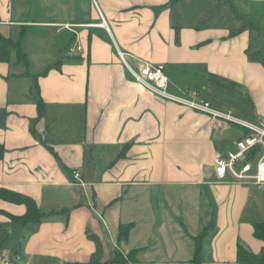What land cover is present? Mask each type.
<instances>
[{
  "label": "crops",
  "instance_id": "0c3cea01",
  "mask_svg": "<svg viewBox=\"0 0 264 264\" xmlns=\"http://www.w3.org/2000/svg\"><path fill=\"white\" fill-rule=\"evenodd\" d=\"M91 1L81 11L70 6L65 17L22 20L27 0H0L2 34L14 39L18 27L17 39L22 26L47 29L56 54L36 73L23 47L27 68L15 53L0 62V188L56 212L18 225L11 216L25 206L0 198V264L5 254L19 256L16 264H86L94 253L104 264L133 250L123 264H194L192 236L201 233L200 264H240L238 241L254 253L264 247L252 226L264 222V192L218 178L213 159L235 151L245 131L230 138L229 123L210 125L206 114L152 95L118 51L134 69L141 60L164 64L168 90L185 84L218 110L231 111L244 96L252 111L234 115L261 124L264 66L248 60L247 48L250 41L252 52L264 46L240 28L246 20L261 25L264 0H93L96 8ZM262 30L256 35L264 37ZM76 43L82 51L72 57L67 50ZM130 223L119 242V224Z\"/></svg>",
  "mask_w": 264,
  "mask_h": 264
},
{
  "label": "built area",
  "instance_id": "2783aa9c",
  "mask_svg": "<svg viewBox=\"0 0 264 264\" xmlns=\"http://www.w3.org/2000/svg\"><path fill=\"white\" fill-rule=\"evenodd\" d=\"M98 25L106 28L104 21ZM73 26L70 23L61 25L66 29H71ZM81 51L82 47L78 43L73 44L67 50L70 56ZM118 56L126 65L134 81L152 95L206 114L210 125L223 121L243 128L244 136L236 141L235 151L230 152L226 157H214V173L220 179L229 178L240 183L254 185L256 189L264 191V122L256 124L236 117L231 111L218 110L209 102L198 99V93L193 89L185 90V92L184 89L177 87V93L170 92L164 64L141 60L140 66L134 69L125 61L124 53L118 51ZM255 146H260V152L250 159L251 151ZM72 177L75 180L79 179L80 173L77 169L72 171ZM18 260L19 256L5 254L1 258V264H16Z\"/></svg>",
  "mask_w": 264,
  "mask_h": 264
},
{
  "label": "trees",
  "instance_id": "16d2710c",
  "mask_svg": "<svg viewBox=\"0 0 264 264\" xmlns=\"http://www.w3.org/2000/svg\"><path fill=\"white\" fill-rule=\"evenodd\" d=\"M250 24V25H249ZM26 27L22 26L21 30L19 31L18 38L16 40L12 39L10 36H6L0 32V62L8 63L10 61V57L12 53H15L16 56V63L28 67V59L26 54L23 52L22 47L20 45L21 38L23 34H25ZM240 29H247L250 36L254 34H259L258 30L253 21L246 20L242 22ZM239 29L233 30L232 35L237 33ZM75 39V34L73 36V41ZM105 39L109 40L108 37ZM253 44H248L247 48V57L250 61L259 62L262 66H264V47L258 48L256 51H251V46ZM75 56V55H74ZM72 56V57H74ZM52 67V66H51ZM50 68H46L41 75H45L47 70ZM26 74V73H25ZM37 76H34V89L37 91L38 86L36 82ZM37 107V116L35 119H39L43 115V108L44 103L41 99H37L35 101ZM5 149L0 145V159L3 157ZM260 152V146H255L251 151L250 159L256 156ZM0 198L11 203L15 204H22L25 206V213L21 216H11V221L17 223L18 225H25L27 223H38L43 218L53 215L56 212H42L36 205L35 201L22 194L0 188ZM133 224H119L118 226V233H117V240L125 241L128 236L129 232L132 228ZM253 226V235L264 242V222L263 221H255L252 223ZM203 236V233L192 236V240L194 242V257L192 258V262L194 264H200V260L198 257L199 247H200V240ZM89 237L92 238L96 244V248H99V242L95 238L94 235L89 234ZM137 250H133L128 252L125 256H123L120 252L116 251L113 254V257L110 260H107L105 263H114V264H123L127 261H131L134 258V255ZM236 261L240 264H264V247H262L257 253L251 252L250 250L246 249L240 242L236 243ZM98 260L96 259V254L92 255L90 261L86 264H98Z\"/></svg>",
  "mask_w": 264,
  "mask_h": 264
},
{
  "label": "rangeland",
  "instance_id": "374dc122",
  "mask_svg": "<svg viewBox=\"0 0 264 264\" xmlns=\"http://www.w3.org/2000/svg\"><path fill=\"white\" fill-rule=\"evenodd\" d=\"M63 1H65V3H67V4L62 3ZM84 2H85V0H49V3H48V1L46 2V0H27V4L25 6H22L25 8V12L21 15L20 18L22 20L53 19L55 14L57 15V17H60V16L65 17L66 14L69 13L70 6H73L74 9L75 8L80 9V11H81V9L83 7L82 4ZM91 6L96 8L95 2L93 0L91 1ZM13 7H14V9H17L18 7L20 8L21 6L13 5ZM240 13L242 14V12H240ZM208 20L212 21V22L216 21V20H213L211 18H208ZM208 20H204L202 23L207 24L209 22ZM253 22H254L258 32L259 33L263 32L262 29H264V20L258 21L261 24L260 26H258L255 21H253ZM101 23H102V20L100 19L99 24H101ZM239 23H240V20L234 19L232 21L233 26H237ZM59 27H57V28H59ZM39 30H42V29H37L36 32H31V31L25 32V34H23V37L21 38V41H20L21 47H23V50L25 51V53L29 57V60H30L29 70L32 73H36L38 71H41L45 67V64L50 63L54 60V57H55L54 55H56L55 52L53 51L54 48H51V49L49 48L50 46L48 45V40L50 37L45 35L46 34L45 31H47V29L42 30V32L44 34L37 33V32H39ZM17 32H18V27H14L12 29V37L14 39L17 36ZM59 36H60V38H63L62 34ZM60 38L57 39L58 44L60 43V40H59ZM253 39L256 41V45L258 47L264 46V37L263 36H257L256 34H254ZM18 68L21 69L20 66ZM178 85H180V87L184 88L183 86L185 84L180 83ZM169 90L177 93L176 88H175V90L174 89H169ZM187 91H190V89H187ZM243 97L242 96L240 98L237 97L239 100L233 99V102L231 105V106H233V108H231L232 109L231 111L233 112V114L237 113L236 109L243 112V115H246V113H250L252 111V107L250 106V103H249L250 101L248 102L247 99L244 100ZM240 99H241V101H240ZM229 126H230V128H231L230 130L232 132V135L230 138H233L236 135H239L243 131V128H241L237 125L230 124ZM222 145L225 146V144H222ZM256 190H257L256 192H258V193L264 192L262 190H258V189H256ZM262 207H264V205ZM262 217H264V216H262Z\"/></svg>",
  "mask_w": 264,
  "mask_h": 264
},
{
  "label": "bare ground",
  "instance_id": "6f19581e",
  "mask_svg": "<svg viewBox=\"0 0 264 264\" xmlns=\"http://www.w3.org/2000/svg\"><path fill=\"white\" fill-rule=\"evenodd\" d=\"M236 117H238V116H236ZM239 118H241V117H239ZM243 119V118H242Z\"/></svg>",
  "mask_w": 264,
  "mask_h": 264
}]
</instances>
